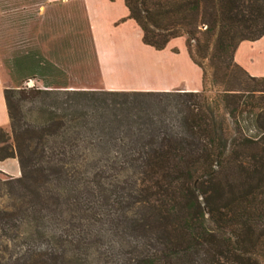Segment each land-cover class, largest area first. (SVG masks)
I'll return each instance as SVG.
<instances>
[{
    "label": "trees",
    "instance_id": "16d2710c",
    "mask_svg": "<svg viewBox=\"0 0 264 264\" xmlns=\"http://www.w3.org/2000/svg\"><path fill=\"white\" fill-rule=\"evenodd\" d=\"M123 3L142 43L185 37L201 87L53 84L16 57L0 264H264V76L233 59L264 33V0Z\"/></svg>",
    "mask_w": 264,
    "mask_h": 264
},
{
    "label": "rangeland",
    "instance_id": "374dc122",
    "mask_svg": "<svg viewBox=\"0 0 264 264\" xmlns=\"http://www.w3.org/2000/svg\"><path fill=\"white\" fill-rule=\"evenodd\" d=\"M11 3L14 2L11 0ZM74 4L79 10H71V20L67 22L63 17L59 24L47 19L48 12H37L31 7L0 12L3 85L12 86L24 77V70L11 71L13 60L23 53H32L42 58V77L53 84L107 89H184L191 88V82L197 80L196 89L201 87V69L188 57L183 35L171 38L161 49L142 43L141 38L138 43L135 38L125 58L114 62L107 70L101 67L82 7L77 2ZM61 14L67 12L61 11ZM192 65L197 68V75ZM186 82L188 86L182 84ZM41 83V80L36 82ZM3 128L9 132V123Z\"/></svg>",
    "mask_w": 264,
    "mask_h": 264
},
{
    "label": "crops",
    "instance_id": "0c3cea01",
    "mask_svg": "<svg viewBox=\"0 0 264 264\" xmlns=\"http://www.w3.org/2000/svg\"><path fill=\"white\" fill-rule=\"evenodd\" d=\"M0 0V12L16 9L26 10L31 7L37 12H48L47 19L59 24L65 17L67 22L71 20V10L77 2L82 7L83 18L90 28L93 37L99 64L106 70L112 64L125 58L127 51L133 47V40L140 42V29L134 20L127 17V8L123 0ZM76 1V2H75ZM66 11L67 14H61ZM44 17V13L42 15ZM170 40V39H169ZM168 43V42H167ZM235 61L243 66L252 75L264 76V33L256 39H243L239 41L234 50ZM197 75V68L192 65ZM188 86V82L182 83ZM192 87L184 89H196L198 81L191 82ZM119 88V87H109ZM167 89V87L157 88ZM8 115L3 97V82L0 72V126L7 127ZM0 170L16 176L19 174V167L16 157H7L0 160Z\"/></svg>",
    "mask_w": 264,
    "mask_h": 264
},
{
    "label": "built area",
    "instance_id": "2783aa9c",
    "mask_svg": "<svg viewBox=\"0 0 264 264\" xmlns=\"http://www.w3.org/2000/svg\"><path fill=\"white\" fill-rule=\"evenodd\" d=\"M27 83L30 84L31 83V80H29Z\"/></svg>",
    "mask_w": 264,
    "mask_h": 264
}]
</instances>
